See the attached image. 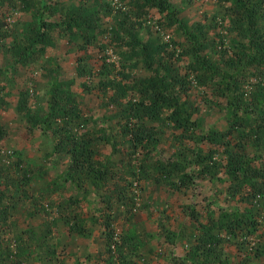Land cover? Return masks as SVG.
<instances>
[{"label":"rangeland","instance_id":"obj_1","mask_svg":"<svg viewBox=\"0 0 264 264\" xmlns=\"http://www.w3.org/2000/svg\"><path fill=\"white\" fill-rule=\"evenodd\" d=\"M66 1L69 4L72 0ZM102 1L105 2V10L99 14V45L81 49L66 38L57 36L51 45L45 47L41 56L24 64L13 53V44L28 34L31 13L21 8L18 11L8 10L3 16L0 123L5 127L6 136L0 140V165L3 168L0 186L5 194L6 214L4 220L1 218L4 215L0 216V264L110 263L107 252H104V226L98 216L99 208L104 206L101 195L105 192L92 187L81 192L72 183L57 187L61 186L68 158L54 151L53 132L46 123L38 122L34 129L30 128L31 121L20 108L22 101L31 115L43 117L48 110L50 91L56 79L74 78V88L85 80L84 76L77 77L76 72V66L82 61L87 63L94 75L99 72V76L92 81L95 83L102 76L125 84L148 76L150 73L142 65L135 40L166 43V52H172L177 57L172 64L180 74H184L193 61L191 55L183 54L188 49L189 40L180 30L167 24L164 12L150 8L146 14L141 13L137 0ZM168 1L178 9L180 20L188 26L200 24L208 30L209 44L204 55L211 62L213 71L234 73L241 70V66L235 67V70L228 68L221 56V49L228 51L229 58L236 57L233 53L239 52L233 33L228 31L226 4L217 0ZM43 3L45 0H42ZM48 13L45 9L40 15L47 18ZM246 79L249 81L245 84L248 97L256 94L263 99L264 85L263 88L259 84L253 85L255 80L251 76ZM192 85V90H188L185 96L182 94V97L198 105V111L192 115L195 119L194 133L200 135L211 128L223 129L227 121L222 93L213 87L202 88L194 82ZM81 88H78L79 91H82ZM85 102L94 108L97 117L105 114L101 100L90 97ZM116 120V117L102 118L100 125H108L109 130L116 131ZM153 125L163 133L150 149L146 160L148 172L143 178L138 171L141 162L138 160L145 153L135 155L125 141L121 142L122 151L119 153L111 154L108 145L101 146L102 153L110 155L114 163L124 195L119 200H113L111 208V225L123 258L116 260L114 254L110 260L112 264H212V257L187 254L194 235L199 232L191 211L237 213L245 204L227 193L228 180L222 169L207 176L197 174L198 168L190 149L200 146L207 150V144L193 140L179 143L176 141L179 131L171 125L166 122H154ZM186 148H190L189 151ZM248 151L264 158V142L258 148L249 143ZM215 157L218 163L224 164L221 153ZM176 160L186 165V171L192 176L188 187L174 191L175 184L170 179L158 177L157 167L159 164L167 166ZM68 197L77 200L73 209L81 217L83 228L80 231L70 230L56 212L58 205H62ZM46 205L48 207L44 210ZM254 211L257 229L248 238L241 235L233 238L217 228L211 230L224 237L222 257L229 263L264 264V196Z\"/></svg>","mask_w":264,"mask_h":264},{"label":"trees","instance_id":"obj_2","mask_svg":"<svg viewBox=\"0 0 264 264\" xmlns=\"http://www.w3.org/2000/svg\"><path fill=\"white\" fill-rule=\"evenodd\" d=\"M217 1L226 4L228 31L233 33V40L239 45V52L233 53L236 57L229 58L226 49H221V56L228 68L241 66V70L234 69V73L213 71L211 62L204 55L209 44L208 30L200 24L188 26L180 20L178 9L168 0H137L138 11L146 14L148 9L156 8L164 12L163 18L167 24L180 30L189 40L188 49L183 54L191 55L193 61L184 74L174 69L172 61L177 57L172 52H166V43H141L135 40L142 65L150 73L148 76L127 84L102 76L95 83L92 81L99 76V72L94 75L87 63L82 61L76 66V72L77 77L84 76L85 80L74 88V78L56 79L50 91L48 110L43 117H34L25 108V103H21L20 108L31 121L30 128L34 129L38 122L46 123L53 132L54 151L68 158L61 186L57 187L72 183L81 192H85L87 187L105 192L101 195L104 206L99 208L98 216L104 226V252H107L109 264L113 263L110 258H114V254L116 260L123 258L120 243L116 241L111 225V208L112 201L119 200L124 195L114 163L110 155L102 153L101 146L108 145L111 154L119 153L122 151L121 142L125 141L135 155L145 153L138 160L141 161L138 171L143 178L148 172L146 160L150 149L163 133L153 125L154 122H166L179 131L176 135L179 143L193 140L207 144V150L200 146L186 148V151L191 150L198 168L197 174L207 176L222 169L228 180L227 193L245 204L242 211L237 213H218L215 210L199 213L192 210L191 217L199 232L194 235L187 254L212 257V264H233L222 257L224 237L211 230L217 228L233 238L239 235L248 238L257 229L258 221L254 210L264 196V158L260 154L249 152L248 144L252 143V146L258 148L264 142V98L260 99V95L256 94L248 97L245 84L249 82L246 78L251 76L255 80L253 85L259 84L262 88L264 85V24H261L264 20V0ZM66 2L45 0L42 4V0H0V39L5 12L22 8L32 16L26 37L13 44V53L19 56L21 64L36 60L57 36L66 38V41L81 49L94 48L100 44L99 14L105 10V2ZM45 9L49 11L47 18L40 15ZM50 17L53 19H49ZM193 82L202 88L209 86L222 93L227 121L223 129L211 128L200 135L194 133L195 119L192 115L198 111V105L182 97V94L185 96L188 90H192ZM80 86L82 91L78 89ZM135 93L138 94L137 97L134 96ZM90 97L101 100L105 114L100 117L95 115L94 108H90L88 102H85ZM110 117L117 119L116 131L109 130L108 125H100L102 118L108 120ZM5 136V127L0 123V140ZM219 153L224 156V164L218 163L215 157ZM186 168L178 160L167 166L159 164L157 175L161 179H170L175 184L174 191H177L188 187L191 181L192 173L186 171ZM2 171L0 165V177ZM4 197V190L0 186V216L4 215L2 220L6 214ZM76 205L77 200L68 197L62 205H58L56 212H59L70 230L80 231L83 227L78 211L73 209ZM47 207L48 205L44 206V210Z\"/></svg>","mask_w":264,"mask_h":264}]
</instances>
